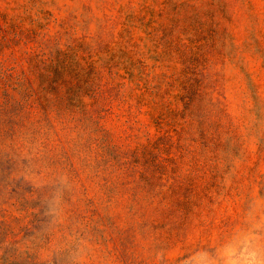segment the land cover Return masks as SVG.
Segmentation results:
<instances>
[{
    "label": "rangeland",
    "instance_id": "374dc122",
    "mask_svg": "<svg viewBox=\"0 0 264 264\" xmlns=\"http://www.w3.org/2000/svg\"><path fill=\"white\" fill-rule=\"evenodd\" d=\"M6 100L0 264H264V0H0Z\"/></svg>",
    "mask_w": 264,
    "mask_h": 264
},
{
    "label": "trees",
    "instance_id": "16d2710c",
    "mask_svg": "<svg viewBox=\"0 0 264 264\" xmlns=\"http://www.w3.org/2000/svg\"><path fill=\"white\" fill-rule=\"evenodd\" d=\"M12 99V98H11ZM23 109L18 107L14 102L6 100L3 103V106H0V130H2L5 126H8L10 137H14V141L11 142L12 147L10 150L15 155V161L17 160L19 154V146H17V128L20 127L21 122L24 117L21 115ZM3 154L0 149V156ZM4 155H8L5 153ZM2 158V157H1Z\"/></svg>",
    "mask_w": 264,
    "mask_h": 264
}]
</instances>
